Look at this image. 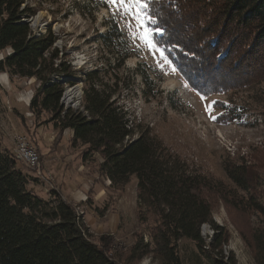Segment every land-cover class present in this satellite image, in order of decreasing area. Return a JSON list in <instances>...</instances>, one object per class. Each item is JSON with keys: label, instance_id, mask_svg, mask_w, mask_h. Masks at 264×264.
<instances>
[{"label": "rangeland", "instance_id": "374dc122", "mask_svg": "<svg viewBox=\"0 0 264 264\" xmlns=\"http://www.w3.org/2000/svg\"><path fill=\"white\" fill-rule=\"evenodd\" d=\"M27 3L35 7L36 13L23 19L29 20L35 34L51 29L61 60L74 72L54 76L62 78L64 93L67 86L79 87L74 101L69 105L61 102L62 105L81 107L83 77L89 71L98 69L101 78L109 83L116 81L114 97L134 130L129 141L137 138L139 132H146L191 175H198L204 183L201 193L210 205L211 219L223 229L226 239L221 247L223 256L232 254L236 264H256L251 235L254 230L264 229V214L244 206L243 193L225 174L224 164H251L260 178L259 199L264 201V76L249 77L242 70L244 63L229 57L216 73H212L209 64L202 66L208 81L215 78L226 88L199 91L176 69L164 47L159 45L171 66L161 67L158 55L154 57L142 46L137 48L129 37L125 18L113 15L114 9L106 0H27ZM32 17H37L36 24L30 21ZM114 25L116 31L112 34ZM191 25L182 20L179 27L191 29ZM148 26L155 29L152 23ZM110 30L112 37L106 44L103 36ZM8 51L0 50V58ZM210 62L213 64L212 59ZM107 67L109 72L103 74ZM6 74L3 78L9 82L7 90L3 91L0 84V149L11 153L16 136L25 133L40 158L41 153L57 156L48 161L52 180L49 176L46 180L42 175L37 177L33 169L17 161L29 175L31 190L44 198H49L51 190L63 193L65 200L75 207L91 239L99 241L101 236L108 239V253L118 264H212L211 257L216 255L209 243L215 231L209 223L199 228L206 243L204 251L189 238L171 236V247L163 250L176 260L163 257L159 250L156 252L153 237L158 238L161 247L162 227L155 212L144 206L138 210L135 176L123 187L110 185L100 171L102 159L98 154L83 160L81 147L70 146L66 129L55 140L59 130L48 121L50 115L43 112L36 116L30 112L28 104L39 82ZM59 153L70 156L65 158ZM63 183L62 192L58 184Z\"/></svg>", "mask_w": 264, "mask_h": 264}, {"label": "trees", "instance_id": "16d2710c", "mask_svg": "<svg viewBox=\"0 0 264 264\" xmlns=\"http://www.w3.org/2000/svg\"><path fill=\"white\" fill-rule=\"evenodd\" d=\"M147 11L155 18V29H160L154 39L194 89L226 88L215 78L208 81L202 66L209 64L216 73L229 57L244 63L242 70L249 77L264 76V0H150ZM35 13L27 0H0V50L9 49L0 58V72L39 82L28 104L30 112L50 115L48 121L59 130L55 140L62 130L71 129L70 146L81 147L83 160L98 154L100 171L110 185L123 187L135 176L138 210L144 206L155 212L162 227L161 247L153 237L156 252L176 260L164 251L172 245L171 236L189 238L204 251L199 228L209 223L215 231L209 243L216 255L212 264H236L232 254H222L226 239L222 227L211 219L200 177L191 175L146 132L129 141L134 130L114 97L116 81L104 80L98 69L89 71L83 77L81 107L60 103L64 84L54 76L74 72L61 60L51 29L35 34L22 20ZM182 20L192 23L191 29L179 27ZM111 27L113 32L103 36L106 44L116 31L115 25ZM17 161L0 149V264H118L108 253V239L92 240L73 204L58 191L51 190L44 198L31 190L29 175ZM253 169L251 164H224L225 174L243 193L244 206L264 214L257 192L260 178ZM251 237L255 262L264 264V229L254 230Z\"/></svg>", "mask_w": 264, "mask_h": 264}, {"label": "snow or ice", "instance_id": "6c2138e0", "mask_svg": "<svg viewBox=\"0 0 264 264\" xmlns=\"http://www.w3.org/2000/svg\"><path fill=\"white\" fill-rule=\"evenodd\" d=\"M106 2L114 9L113 15H121L125 18L129 37L137 48L142 46L154 57L158 55L157 63L161 67L164 64L171 66V61L165 54V50L154 39V35L160 29L148 26L149 23H156L155 18L147 11L150 0H106ZM172 71L175 72L176 69L173 67ZM185 86L187 87V85ZM201 98L203 99V97Z\"/></svg>", "mask_w": 264, "mask_h": 264}, {"label": "built area", "instance_id": "2783aa9c", "mask_svg": "<svg viewBox=\"0 0 264 264\" xmlns=\"http://www.w3.org/2000/svg\"><path fill=\"white\" fill-rule=\"evenodd\" d=\"M62 102V98L60 103ZM29 144H32L31 140L25 133H21L16 136L15 138V145L12 149V156H14V152H22L23 155H25V162H22L24 165H26L28 168H31L36 173V176L40 174V155L36 149V155H28L27 154V147H29Z\"/></svg>", "mask_w": 264, "mask_h": 264}, {"label": "crops", "instance_id": "0c3cea01", "mask_svg": "<svg viewBox=\"0 0 264 264\" xmlns=\"http://www.w3.org/2000/svg\"><path fill=\"white\" fill-rule=\"evenodd\" d=\"M7 77V74L6 73H1V76H0V78H2L1 79V81H0V84H2V88H3V91H6L7 90V88H8V86H6V85H8V81H5L4 80V78L3 77ZM31 79H33V78H31ZM30 79V80H31ZM8 82V83H7ZM28 99V98H27ZM66 134H67V137H71V135H72V130L71 129H69V128H66ZM54 136V135H53ZM68 138V139H69ZM42 154V158H40L41 159V162H40V174L42 175V179H45L46 180V176L48 177H50V180H52L51 178H52V174L51 173H49V171H50V169L48 168V166H49V164L50 163H48V161H51L52 159H54V158H56L57 156L55 155V153H41ZM60 155H62L63 153H59ZM62 156H64L65 158L66 157H69L70 155H62ZM56 161L58 162V159H56ZM57 162H56V169L58 168V166H57ZM51 164H52V162H51ZM49 179V178H48ZM58 186L60 187V190L63 192V189H64V183H63V185L61 184H58ZM55 189V188H54ZM55 190H57V189H55ZM65 190V189H64ZM58 191V190H57ZM60 193V192H59ZM62 195H63V193H62ZM62 195H61V197H62ZM65 196L63 195V199H65L64 198Z\"/></svg>", "mask_w": 264, "mask_h": 264}, {"label": "bare ground", "instance_id": "6f19581e", "mask_svg": "<svg viewBox=\"0 0 264 264\" xmlns=\"http://www.w3.org/2000/svg\"><path fill=\"white\" fill-rule=\"evenodd\" d=\"M39 17V16H38ZM30 21L32 22V24H36L37 22V17H32L30 19ZM78 86L77 87H70L67 86L66 91L64 93L62 102L69 105L74 101V98H76V96L79 95V91H78ZM15 153V158L17 160H20L22 162H25V155H23L22 152H14ZM27 154L28 155H36V149L35 147H33L32 145L29 144V147H27Z\"/></svg>", "mask_w": 264, "mask_h": 264}, {"label": "water", "instance_id": "95a60500", "mask_svg": "<svg viewBox=\"0 0 264 264\" xmlns=\"http://www.w3.org/2000/svg\"><path fill=\"white\" fill-rule=\"evenodd\" d=\"M23 21H29V20H25V19H22ZM31 27V26H30ZM61 83H63L62 81H61ZM63 95H64V92H63ZM62 104V103H61Z\"/></svg>", "mask_w": 264, "mask_h": 264}]
</instances>
